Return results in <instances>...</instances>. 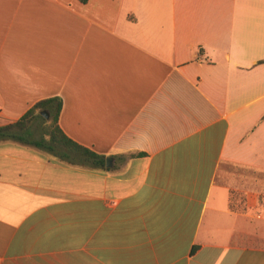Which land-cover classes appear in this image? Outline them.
<instances>
[{
    "label": "crops",
    "instance_id": "obj_1",
    "mask_svg": "<svg viewBox=\"0 0 264 264\" xmlns=\"http://www.w3.org/2000/svg\"><path fill=\"white\" fill-rule=\"evenodd\" d=\"M261 61L264 0H0V126L99 157L0 141V264H264Z\"/></svg>",
    "mask_w": 264,
    "mask_h": 264
},
{
    "label": "trees",
    "instance_id": "obj_2",
    "mask_svg": "<svg viewBox=\"0 0 264 264\" xmlns=\"http://www.w3.org/2000/svg\"><path fill=\"white\" fill-rule=\"evenodd\" d=\"M60 109L61 101L58 98L36 103L17 121L0 126V141L31 146L70 164H82L90 159H99L92 151L79 146L62 133L57 123ZM41 112L48 113L49 118L45 119Z\"/></svg>",
    "mask_w": 264,
    "mask_h": 264
},
{
    "label": "water",
    "instance_id": "obj_3",
    "mask_svg": "<svg viewBox=\"0 0 264 264\" xmlns=\"http://www.w3.org/2000/svg\"><path fill=\"white\" fill-rule=\"evenodd\" d=\"M45 119H47L48 115L46 114V112H41L40 113Z\"/></svg>",
    "mask_w": 264,
    "mask_h": 264
},
{
    "label": "rangeland",
    "instance_id": "obj_4",
    "mask_svg": "<svg viewBox=\"0 0 264 264\" xmlns=\"http://www.w3.org/2000/svg\"><path fill=\"white\" fill-rule=\"evenodd\" d=\"M47 115H48V117H47V119L49 118V114L48 113H46Z\"/></svg>",
    "mask_w": 264,
    "mask_h": 264
}]
</instances>
